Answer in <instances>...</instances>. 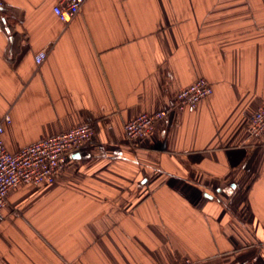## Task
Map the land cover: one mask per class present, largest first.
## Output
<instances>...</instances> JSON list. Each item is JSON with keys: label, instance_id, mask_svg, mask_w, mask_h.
Here are the masks:
<instances>
[{"label": "crops", "instance_id": "crops-1", "mask_svg": "<svg viewBox=\"0 0 264 264\" xmlns=\"http://www.w3.org/2000/svg\"><path fill=\"white\" fill-rule=\"evenodd\" d=\"M0 117L15 152L82 122L52 184H19L0 264H264V0H0ZM46 51L38 64L36 54ZM199 77L213 92L174 110ZM167 109L144 139L125 123Z\"/></svg>", "mask_w": 264, "mask_h": 264}, {"label": "built area", "instance_id": "built-area-1", "mask_svg": "<svg viewBox=\"0 0 264 264\" xmlns=\"http://www.w3.org/2000/svg\"><path fill=\"white\" fill-rule=\"evenodd\" d=\"M86 0H58L53 10L63 21H69L82 10ZM3 3L0 1V6ZM46 51H39L35 60L38 64L45 59ZM213 85L205 77H199L186 88L175 94L173 109L182 110L195 106L202 98L212 94ZM168 114L167 109L143 112L125 123V133L131 142H137L150 135L158 122ZM11 119L8 113L0 117V219L5 218L10 191L19 184L48 185L57 181L68 165L71 154L82 144L91 141L96 135L92 122H82L69 129L55 132L12 152L5 145L3 137L5 122ZM264 134V103L250 117L248 136L259 138ZM177 264H197L186 258Z\"/></svg>", "mask_w": 264, "mask_h": 264}]
</instances>
